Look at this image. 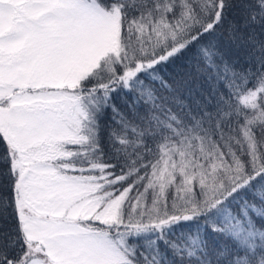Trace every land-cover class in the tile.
<instances>
[{"label": "snow or ice", "instance_id": "obj_1", "mask_svg": "<svg viewBox=\"0 0 264 264\" xmlns=\"http://www.w3.org/2000/svg\"><path fill=\"white\" fill-rule=\"evenodd\" d=\"M0 264H264V0H0Z\"/></svg>", "mask_w": 264, "mask_h": 264}]
</instances>
